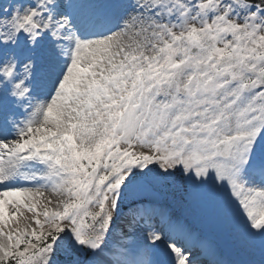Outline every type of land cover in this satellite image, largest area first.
<instances>
[{
    "label": "snow or ice",
    "instance_id": "snow-or-ice-1",
    "mask_svg": "<svg viewBox=\"0 0 264 264\" xmlns=\"http://www.w3.org/2000/svg\"><path fill=\"white\" fill-rule=\"evenodd\" d=\"M0 264H264V0H0Z\"/></svg>",
    "mask_w": 264,
    "mask_h": 264
},
{
    "label": "rangeland",
    "instance_id": "rangeland-1",
    "mask_svg": "<svg viewBox=\"0 0 264 264\" xmlns=\"http://www.w3.org/2000/svg\"><path fill=\"white\" fill-rule=\"evenodd\" d=\"M24 214H25V216H29L30 215V213H27V212H25Z\"/></svg>",
    "mask_w": 264,
    "mask_h": 264
}]
</instances>
